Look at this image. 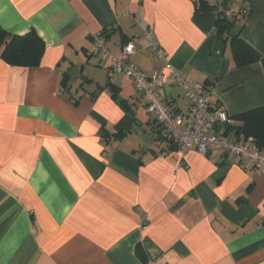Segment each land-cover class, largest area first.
<instances>
[{
    "label": "crops",
    "instance_id": "obj_1",
    "mask_svg": "<svg viewBox=\"0 0 264 264\" xmlns=\"http://www.w3.org/2000/svg\"><path fill=\"white\" fill-rule=\"evenodd\" d=\"M213 1L247 11L233 32L264 58V0ZM136 21L211 108L264 107L263 65L236 68L193 0H0V28L44 45L37 67L0 59V264H264V174L182 153L130 80H109L96 34L115 57L133 46L127 63L147 75L168 72ZM158 93L188 112L177 85Z\"/></svg>",
    "mask_w": 264,
    "mask_h": 264
},
{
    "label": "built area",
    "instance_id": "obj_2",
    "mask_svg": "<svg viewBox=\"0 0 264 264\" xmlns=\"http://www.w3.org/2000/svg\"><path fill=\"white\" fill-rule=\"evenodd\" d=\"M215 14L235 17L243 20L247 11L241 7L229 8L219 6ZM127 15H124L126 17ZM142 30L145 49L162 65L168 68L166 74L147 75L143 70L127 63L130 55L136 50L131 45H124L119 56H113L105 47L101 34L93 36L95 53L109 62L108 78L120 74L128 78L134 90L141 95L143 109L154 118L155 124L164 138L176 143L182 153L194 150L204 156L211 151L221 152L228 157L236 158L243 169L251 168L264 174V155L253 142L242 134L229 136L219 132L228 117L220 108H211L209 101L201 93L202 86L188 78L180 69L170 66L167 53L158 45L154 34L146 23L136 21ZM169 84L182 89L184 98L189 102L186 114L176 112L161 99L158 90Z\"/></svg>",
    "mask_w": 264,
    "mask_h": 264
},
{
    "label": "trees",
    "instance_id": "obj_3",
    "mask_svg": "<svg viewBox=\"0 0 264 264\" xmlns=\"http://www.w3.org/2000/svg\"><path fill=\"white\" fill-rule=\"evenodd\" d=\"M193 4L196 14L216 16V35L224 40L225 37L230 39L232 58L236 68L255 62H260L264 67V58L239 38V30L233 32L236 23H242L244 19L215 14L219 6L224 7V3H216L213 0H193ZM43 52V42L34 31L17 36L10 35L0 28V59L6 64L12 67H37ZM220 128L223 134L228 135L230 132L235 135L242 134L259 150L264 149V107L228 118L227 123Z\"/></svg>",
    "mask_w": 264,
    "mask_h": 264
}]
</instances>
